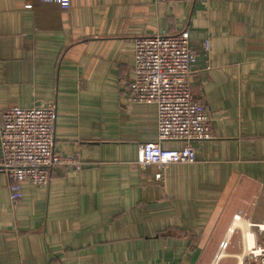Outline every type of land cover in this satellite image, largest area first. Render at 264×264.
Returning a JSON list of instances; mask_svg holds the SVG:
<instances>
[{
	"label": "crops",
	"instance_id": "0c3cea01",
	"mask_svg": "<svg viewBox=\"0 0 264 264\" xmlns=\"http://www.w3.org/2000/svg\"><path fill=\"white\" fill-rule=\"evenodd\" d=\"M184 29L213 138L193 163L141 167L159 125L130 99L134 41ZM52 103L56 151L82 168L23 182L16 203L0 170V264H239L264 248V0H0V131L7 109Z\"/></svg>",
	"mask_w": 264,
	"mask_h": 264
},
{
	"label": "built area",
	"instance_id": "2783aa9c",
	"mask_svg": "<svg viewBox=\"0 0 264 264\" xmlns=\"http://www.w3.org/2000/svg\"><path fill=\"white\" fill-rule=\"evenodd\" d=\"M40 1L57 3L64 9L71 7V0ZM134 45V78L128 88L130 99L135 104L155 105L159 125L158 139L140 146L138 164L163 169L176 163L195 162L194 143L212 139L213 129L204 103L196 100L192 93L190 76L198 65L199 52L192 45L190 30L140 36ZM210 50L211 43L206 40L205 55L208 56ZM206 63L210 69L208 59ZM57 120V106L53 103L31 108L13 106L2 113L0 170L10 179L13 203L23 198V182L48 186L56 168L68 165L78 170L82 168L78 160L56 151ZM166 141H181L184 146L166 148L163 145ZM257 226L264 231V223ZM227 246L228 243H222L216 261ZM239 264H264V248L256 249L248 244L247 255Z\"/></svg>",
	"mask_w": 264,
	"mask_h": 264
},
{
	"label": "rangeland",
	"instance_id": "374dc122",
	"mask_svg": "<svg viewBox=\"0 0 264 264\" xmlns=\"http://www.w3.org/2000/svg\"><path fill=\"white\" fill-rule=\"evenodd\" d=\"M220 264H231L230 259H224L223 261L220 262Z\"/></svg>",
	"mask_w": 264,
	"mask_h": 264
},
{
	"label": "bare ground",
	"instance_id": "6f19581e",
	"mask_svg": "<svg viewBox=\"0 0 264 264\" xmlns=\"http://www.w3.org/2000/svg\"><path fill=\"white\" fill-rule=\"evenodd\" d=\"M226 242V241H225ZM227 243V242H226ZM225 244V243H224ZM225 254V252H222V255H224Z\"/></svg>",
	"mask_w": 264,
	"mask_h": 264
}]
</instances>
